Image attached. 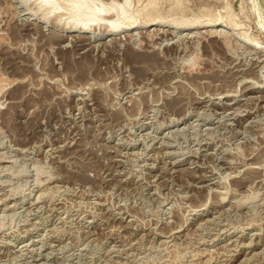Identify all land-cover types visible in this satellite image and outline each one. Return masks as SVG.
<instances>
[{
	"label": "rangeland",
	"instance_id": "obj_1",
	"mask_svg": "<svg viewBox=\"0 0 264 264\" xmlns=\"http://www.w3.org/2000/svg\"><path fill=\"white\" fill-rule=\"evenodd\" d=\"M30 3L0 0V264H264V56L239 38L264 50V0H135L232 29L91 42Z\"/></svg>",
	"mask_w": 264,
	"mask_h": 264
},
{
	"label": "bare ground",
	"instance_id": "obj_2",
	"mask_svg": "<svg viewBox=\"0 0 264 264\" xmlns=\"http://www.w3.org/2000/svg\"><path fill=\"white\" fill-rule=\"evenodd\" d=\"M22 1H28V0H20V3ZM98 2H96L95 0H31V3L27 9H28L29 14L31 16L32 15L35 16V22L32 23L34 25V28H35L34 30L39 29L38 26H40V25L37 23L45 24V25L51 24L57 28H59L60 26L64 28V25H60V24L62 21H66L65 25H68L67 27H65V29L67 28L66 34L68 36L72 35V36H76V37L77 36L81 37V38H83V40L85 42H91V40H97V39L99 40L101 35H109L111 37L112 35H116V33L119 30L126 31L127 33L125 32V34H128L127 36H130V38H131V36H133L135 33H138L137 35L139 36L140 33L144 32L143 30H145V28H149V27H152L154 25H159V26L170 25L172 29L179 28V29H184V30L193 29V28L197 29L198 27H204L203 28V30H204L205 27H208V28L210 27V29L207 28V30L203 31V33L206 31L205 32L206 34H207L208 30H209L208 33H212V34L215 32L216 33L218 32V34H226V33H224L226 30H221V29L218 30L217 28H224V29H229V30L232 29V27L229 26L230 22H228L229 24H227V22H225L223 20L224 15H222V14L215 15L212 18H210L209 20L207 19L206 22L205 21L200 22V20L197 18L192 19L190 21H186V20L182 21V19L179 21L175 20V19L174 20L169 19L168 21H170V22H166V20H167L166 18L155 13V9H156L155 5L156 4H154V3H151L148 6H142L140 8V7H136V5L134 3L135 0H107V3H100V1L98 0ZM23 3L25 4V2H23ZM107 11L112 12L111 15H106ZM113 13L115 15H113ZM98 17H100L103 20L100 21V19H98ZM121 21L123 22V24H120ZM92 23H95L96 25H93ZM105 23H106V27H104L105 25L103 26V24H105ZM88 24H92L93 27L89 28ZM87 25H88V27H87ZM102 28H104L103 31L101 30ZM92 29L97 30V32L95 30L93 31ZM79 30L80 31L82 30L83 32L87 31V33H85V35H81V34L78 35L77 32ZM98 30H100L102 32H100ZM160 31H161V29H160ZM91 32H93V33H91ZM172 33H174V32H172ZM198 33H200V32L198 31ZM56 37L58 38V41L60 43L64 42L66 40L65 36H63V35L58 34ZM239 38H241V42H244L242 44H250L249 45L250 47L253 46L254 50H257L256 53L259 54V57L264 56V50H262V48L260 50L256 49V42L259 44V40H256V39L250 37V35L248 33L241 34L239 36ZM254 41H255V44L253 43ZM221 42H222V40H221ZM78 43H80V42H78ZM258 48H260V47H258ZM135 53L134 54L136 56H138V55H141L142 52H135ZM137 53H140V54H137ZM137 63L141 64V66L142 65L143 66L144 65L149 66V65H153V63H155V62L146 61L144 58V60L138 61ZM141 66H140V68H141ZM195 77H197V76H195ZM12 95H10L9 97L13 100L14 96H12Z\"/></svg>",
	"mask_w": 264,
	"mask_h": 264
}]
</instances>
